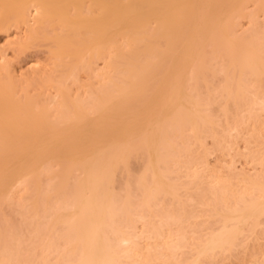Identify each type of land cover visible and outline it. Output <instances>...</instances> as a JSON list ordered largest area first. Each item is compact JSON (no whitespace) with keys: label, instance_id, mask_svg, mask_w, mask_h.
<instances>
[{"label":"bare ground","instance_id":"1","mask_svg":"<svg viewBox=\"0 0 264 264\" xmlns=\"http://www.w3.org/2000/svg\"><path fill=\"white\" fill-rule=\"evenodd\" d=\"M228 1L223 13L224 0H0V32L26 28L19 49L43 39L52 63L38 79L50 94H21L12 68H0V206L27 194L21 224L0 227V264H183L190 245L198 264L238 248L247 226L260 228L264 167L250 175L234 161L223 174L207 161L211 138L220 152L256 144L248 156L264 163V0ZM252 2L263 16L247 12ZM139 155L147 162L135 177L137 205L135 182L118 193L115 181ZM183 156L185 194L194 186L195 208L219 217L208 236L172 175ZM162 198L176 205L157 210ZM186 222L196 224V244Z\"/></svg>","mask_w":264,"mask_h":264},{"label":"rangeland","instance_id":"2","mask_svg":"<svg viewBox=\"0 0 264 264\" xmlns=\"http://www.w3.org/2000/svg\"><path fill=\"white\" fill-rule=\"evenodd\" d=\"M228 0H224V2H223V4L220 6V9H221V11L223 12V13H226V12H228V2H227ZM253 3V2H252ZM250 3L249 5H248V7H249V10H247V12H253V11H250V10H254V12H259L258 11V5H256V3ZM255 5V6H254ZM247 7V8H248ZM255 7V9H253ZM259 14L261 15V16H263L262 15V12H259ZM259 15V16H260ZM260 18V17H259ZM263 18H264V16H263ZM263 18H260V19H258L259 20V22L261 21V22H263L264 21V19ZM249 20L246 18V19H243V22H241L242 24V27H240V28H242L243 30H248L249 29V27H251L250 26V24H249V22H248ZM242 29L240 30L241 32H242ZM239 31V32H240ZM26 33H27V31H26V28H24V27H21V29H18V28H16V27H12L9 31H7V32H0V68H2V67H4L5 65H6V63H7V65H9L10 66V68H12L11 70H12V73H13V75L17 78L16 79V81H19L20 83H22V89H20V93L22 94V92H23V90H27V91H30L29 93H31V94H35L36 95V93H38L37 95H39V93L41 92V93H43V92H45L46 91V93H48V94H50L51 92H52V90H44L43 89V87H42V85H41V82L40 81H38V79H40V78H44V76L45 75H47L48 73H50V71H51V62L49 61V47H48V44H47V42L46 41H43V39L42 40H36V41H32V42H30L29 43V45L28 46H26V47H24L23 49H19V42L21 41L22 42V40H23V42L26 40L27 41V35H26ZM26 35V36H25ZM18 42V43H17ZM18 44V45H17ZM207 51H210V50H207ZM4 57H5V59H4ZM2 58H3V62H2ZM3 63V64H2ZM5 64V65H4ZM4 65V66H3ZM220 64H217L216 65V68H219L220 66H219ZM219 66V67H218ZM14 70V71H13ZM1 72V71H0ZM35 74H37V75H35ZM41 74V75H40ZM34 75V77L36 76V78H34V77H30V76H33ZM84 76V75H83ZM14 77V78H15ZM86 78H87V76H85ZM28 78V79H27ZM83 78V77H82ZM86 78L84 79V80H86ZM34 79H36L38 82H40V83H36V84H34L33 85V83L32 84H30L31 86H32V88H30L31 86L29 85V83H30V81L31 80H34ZM26 80H27V82H26ZM219 79L218 78H216V79H214V81H213V85L214 86H218V83H220V81H218ZM216 83V84H215ZM24 87H26V88H24ZM28 87V88H27ZM74 88V90L73 91H76L75 89H76V87L75 86H73ZM204 92V91H203ZM40 93V94H41ZM218 95H216L215 96V102H214V104H215V107H214V104H213V107H212V109H213V111H214V114L217 116L218 115V113L220 112V102H221V100H218V98H220L219 96L217 97ZM217 97V98H216ZM204 100L203 101H205V102H207V96L205 95L204 97ZM217 101H218V103H217ZM218 104V105H217ZM216 110V111H215ZM219 119L222 117V114H221V112H220V114H219V116H217ZM218 119V120H219ZM222 119V118H221ZM220 121V120H219ZM222 122H224V121H221L220 123H222ZM224 123H222V125H223ZM221 130L223 129V128H220ZM211 138H209V139H206L205 140V142L206 141H208V142H206V148H208V150H210V148H211V151H210V154H209V156L207 155V158L208 159H210V160H207L208 162L210 161V166L211 167H213V168H215V167H219V169H217L216 168V170H219V171H221V173H223L224 174V172L225 173H229V169H225V166L227 165V166H229L230 164H232L234 161H235V163H233L232 164V166H233V169L237 172H242V173H246V174H250V175H255L256 173H258V172H261L262 171V169L261 168H263L264 167V163L262 164V167H261V164H259L258 162H255V161H253V162H255L256 164H259L260 165V167L258 166V165H256L255 163H253L252 162V159H251V156H248V153L250 154V149H252V148H255L254 150H257V149H259L258 148V146H256V144H254V146L253 145H251V146H248V144H245V142H243V141H245V140H241L239 143L240 144H238L237 146H238V150H240L239 152L237 151V153H233V152H231V153H229V152H227V150L225 151V152H227V154H230V156L232 155V158L229 156V155H227L225 152H223V151H216V150H213V149H215V146L214 145H212V143H213V141H212V139L210 140ZM212 141V142H211ZM214 144V143H213ZM208 146V147H207ZM240 146V147H239ZM212 147H213V149H212ZM249 147H251L250 149H249ZM240 148V149H239ZM249 150H248V149ZM257 148V149H256ZM262 148V147H261ZM201 148H196V153H194L195 155L196 154H198L197 156H194V159H196L199 155H200V158H201V155L203 156L204 155V151H202V150H204V149H202V150H200ZM200 150V151H199ZM213 150V151H212ZM198 152H201V153H203V154H199ZM219 152V153H218ZM241 152V153H240ZM215 153V154H214ZM240 153V154H239ZM212 154V155H211ZM224 154L226 155V156H224ZM237 154V155H236ZM186 154H184V156H185ZM233 155H235L236 157L235 158H233ZM244 155V156H243ZM247 155V156H246ZM181 157V159H180V163L179 162H177V163H174V164H177V166H178V164H179V168H177V166L176 165H174V164H172V166H173V168L175 169H173L172 168V166H171V168L173 169L172 170V175H173V177L174 178H177V180L175 179V181H177V182H179V184H181L182 185V181H183V184L185 183V182H187V180L189 179H187V177H188V172H187V169H185L183 166H181V164H182V162L181 161H184V160H186V159H188V158H185V157ZM241 156H243V157H241ZM141 157H142V155H139V156H136L135 158L133 157L131 160H130V163L128 164V168L127 169H125V170H121L120 172L121 173H117V176H116V183H115V190L117 191V189L119 190V192L118 193H123V189L126 187V184H128V183H134V185H132L133 187H134V189H133V191H134V195H136V196H134L135 198H134V201H135V204H137L138 205V203H139V201H138V203H136L137 202V199L139 198V197H141L139 200L142 202V194H141V192H139L140 191V189H139V187H138V185L136 184V178H138V176L141 174V172H143L144 171V169H145V167H144V165H146V159H144V158H142V160H141ZM196 157V158H195ZM250 157V158H249ZM183 158V159H182ZM200 158H198V159H196L197 161L200 159ZM135 159V160H134ZM231 159H233V161L231 160ZM145 160V161H144ZM196 160H194V162L196 161ZM132 161V162H131ZM143 161H144V163H143ZM187 161V160H186ZM196 161V162H197ZM232 162V163H231ZM132 163V164H131ZM184 164H185V162H184ZM183 165V164H182ZM213 165V166H212ZM225 165V166H224ZM131 166V167H130ZM185 166H186V164H185ZM222 166H224V168L222 167ZM226 166V167H227ZM180 167H183L182 169L183 170H186L185 172L184 171H182V170H180L181 168ZM259 167V168H258ZM132 168V169H131ZM257 168L258 169H260V170H257ZM177 169V170H176ZM222 169V170H221ZM243 169V170H242ZM245 170H246V172H245ZM128 171V172H127ZM223 171V172H222ZM255 171H257V172H255ZM263 171H264V168H263ZM262 171V172H263ZM182 172V173H181ZM187 172V173H186ZM253 172H254V174H253ZM78 173V176H80V173L79 172H77ZM124 173V174H123ZM181 175H183L184 174V176H183V179L185 178V181L184 180H181L182 178V176L180 177V174ZM185 173H186V176H185ZM129 174V175H128ZM176 176H178V177H176ZM75 177H77V174L75 173ZM136 177V178H135ZM118 178V179H117ZM128 178H129V180H131L130 182H128ZM135 178V179H134ZM181 178V179H180ZM133 179V180H132ZM73 180H74V182H75V178L73 179H71V183H70V185L71 184H73L74 182H73ZM119 180V181H118ZM135 180V181H134ZM181 180V181H180ZM58 181V180H57ZM42 182H44V183H42V184H44L45 186H46V182H47V180L45 179V181L44 180H42ZM49 182V181H48ZM123 183H124V185H123ZM121 185V188L119 189L118 188V186L119 185ZM43 185V186H44ZM181 185L180 186H178V187H181ZM184 185H186V184H184ZM184 185H182V187H185ZM124 186V187H123ZM187 186V185H186ZM190 187H191V185H189ZM188 186V187H189ZM120 187V186H119ZM194 187V186H193ZM193 187H191V188H189V192L188 193H186L185 194V191L187 192L188 191V189H186V187L185 188H179V191L178 192H180L179 194H180V198H182L183 199V202L185 201V203L189 200L190 201V198L193 196H195V195H193L194 194V190H195V188H193ZM193 188V191H192V195H191V197H190V189H192ZM180 189H182V190H180ZM122 190V191H121ZM140 194V195H138V193ZM184 194H183V193ZM26 193V192H25ZM24 193V190L23 191H21L20 193H19V195L17 194V197H15L12 201L14 202V200H16L15 201V203H14V206L16 205V209L13 207H11L10 206V204H12V203H10V204H8V203H3L4 205H1L0 206V212H1V214H0V221L2 222V225H1V223H0V227H2L4 224L3 223H5L6 222V220H7V222H10V220L14 223V222H16V223H14V224H16V225H18V224H21V220H20V218L22 219V217H21V213H19L18 211H19V209L18 208H20V204H19V202L20 203H23V201H24V203L26 202V199L25 198H23L24 196L23 195H27V194H25ZM136 193V194H135ZM23 196V197H22ZM139 196V197H138ZM19 197V198H18ZM20 198H21V200H23L22 202L20 201ZM188 200H187V199ZM181 199V200H182ZM164 200H167V199H165V198H162L161 199V201H159V206H157L159 209H157V210H163L162 209V207L163 208H165V207H167V206H169V207H167V208H171V206H174V205H176V202L175 203H173V201L172 200H170L169 198H168V201H164ZM169 200H170V202H169ZM187 200V201H186ZM187 202L188 204H190V206H188V207H186V211H188L190 214L191 213H193V212H195V215H197L196 214V212L198 213H200L201 215H197V217L196 218H198L199 216H200V219L198 218V219H191L192 221H194V222H196L197 223V226H196V228H199L200 229V231L201 232H203L202 234H203V236H208L209 235V233L211 234V232H214V231H216L217 229H219V225H220V223H218V221H217V219L219 218H217L216 216H214V214L215 213H213L212 212V210H210L209 208V211L207 210H205V208H203V207H200V206H198V207H200V209L199 208H197V206H196V208L198 209V210H201V212L200 211H196L197 209L195 208V202L194 203H191V201L190 202ZM141 202H140V204H141ZM164 202V203H163ZM161 203V204H160ZM162 203L164 204L163 206H162ZM166 203V204H165ZM170 203V205H168ZM173 203V204H172ZM187 203L185 204V206L187 205ZM139 204V205H140ZM194 204V205H193ZM194 206V207H193ZM191 207V208H190ZM161 208V209H160ZM166 208V209H167ZM176 208V207H175ZM178 208V207H177ZM193 208V209H192ZM195 208V209H194ZM179 209V208H178ZM185 209V208H184ZM183 209V210H184ZM190 209V210H189ZM205 211H204V210ZM207 209V208H206ZM16 210V211H15ZM18 210V211H17ZM181 210L182 209H180V212H181ZM183 210H182V212H183ZM195 210V211H194ZM175 211H178L177 209L175 210ZM175 211H173V212H175ZM191 211V212H190ZM193 211V212H192ZM203 211V212H202ZM17 212V213H16ZM20 212H21V208H20ZM158 213H159V211H157ZM182 212L181 213H179V214H182ZM188 212H187V214H188ZM19 214V215H18ZM186 214V215H187ZM189 214V215H190ZM183 216L185 215V214H182ZM185 215V218H187L188 216H186ZM204 215V216H203ZM209 215V216H208ZM210 215H212V216H210ZM18 216H20V218L18 217ZM201 217H203V219L201 218ZM216 217V218H215ZM3 218V220H1ZM9 219V220H8ZM18 219H19V221H18ZM202 219V220H201ZM216 219V220H215ZM199 220H201V221H199ZM208 222H207V221ZM263 220H264V218H263ZM262 220V223H261V226H260V228H257V231L255 232V233H251V230H250V228H251V226H247V231H246V234L248 235V237L247 238H245V239H243V241H242V244L238 247V248H236V249H234L233 251H231V252H225V253H223V255H219V256H217L216 257V255L214 256V257H212V258H209V259H207V260H204L203 259V262H202V260H201V262L202 263H198V264H264V221ZM5 221V222H4ZM11 222V223H12ZM20 222V223H19ZM202 224V223H204V224H202V225H199L200 223ZM206 222V223H205ZM216 222L218 223V224H216ZM186 225H188L189 227H188V229H187V226H186V228H185V230L187 229L188 230V233L190 232V231H192V234H188L189 236H191V237H189L190 239H191V241L189 240V243L190 242H192V243H194L195 242V240L198 238L197 237V235H195V234H193V232L195 233V228H194V226L196 225V224H194L193 223V225L192 224H190V223H188V222H186L185 223ZM184 224V225H185ZM199 225V226H198ZM205 225H207V226H205ZM175 226V225H174ZM190 226H191V228H192V230H190L189 231V229H191L190 228ZM202 226V227H201ZM205 226V228H203ZM217 226H218V228H217ZM172 228H174L173 226H172ZM176 229L178 228V226H176L175 227ZM212 228V229H211ZM213 228H215L214 230H213ZM142 230L143 229V227H142V225L140 226V228H139V230ZM140 230V231H141ZM175 230V229H174ZM186 230V231H187ZM198 230V229H197ZM250 230V231H249ZM199 230H198V233L200 232ZM249 231V232H248ZM248 232V233H247ZM251 233V234H250ZM197 234V233H196ZM201 233L199 234L200 236L202 235ZM191 243V244H192ZM195 244H196V242H195ZM193 245V244H192ZM191 247V245L190 246H188V247H186L185 249H183V251L180 253V257L178 258L181 262L183 261H185L183 264H190L192 261H193V259H194V257L192 258V253H190V252H192L191 251V249L192 248H190ZM263 250H262V249ZM261 250H262V253H261ZM192 255V256H191ZM182 257V258H181ZM189 258V259H188ZM175 259V258H174ZM173 259V260H174ZM188 260V262H186L187 260ZM172 260V261H173ZM175 261V260H174ZM174 261H173V264H174Z\"/></svg>","mask_w":264,"mask_h":264}]
</instances>
